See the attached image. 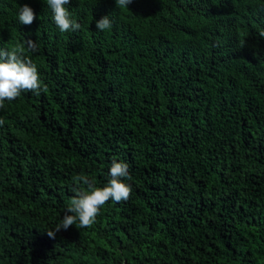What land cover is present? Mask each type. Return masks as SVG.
I'll return each instance as SVG.
<instances>
[{"label":"trees","instance_id":"1","mask_svg":"<svg viewBox=\"0 0 264 264\" xmlns=\"http://www.w3.org/2000/svg\"><path fill=\"white\" fill-rule=\"evenodd\" d=\"M35 1L47 91L0 109V264H264V0H72L68 33ZM113 160L130 199L50 238Z\"/></svg>","mask_w":264,"mask_h":264},{"label":"clouds","instance_id":"2","mask_svg":"<svg viewBox=\"0 0 264 264\" xmlns=\"http://www.w3.org/2000/svg\"><path fill=\"white\" fill-rule=\"evenodd\" d=\"M31 1L16 0L15 4L0 0V10L2 11L20 6L17 18L21 24L20 26L13 25L15 27L14 36L5 35L2 38V48H0V109L4 107L6 101L11 103L19 98L22 93L32 92L39 95L42 91H47L40 79L37 65L25 54V48L19 46L28 34L37 33L33 28V23L37 17L34 9L30 7L32 6ZM37 1L39 0L35 2ZM45 2L52 10L54 23L61 33L75 32L81 28V25L72 18L69 11L72 0H45ZM131 3L133 0H116L117 7L120 9L128 8ZM226 8H230V4ZM209 21L198 17L195 30L202 28L207 33H213ZM112 26L113 23L109 16H104L96 21V28L99 31H108ZM261 35L264 36V33ZM26 45L28 52L38 53L37 41L28 39ZM3 124L4 120L0 119V126ZM109 175L110 179L103 187L95 186L94 182L85 175L74 177L78 184L82 182L83 185L87 186V189L76 190V195L70 200L61 223L57 225L54 231L47 232L50 238L54 239L55 234L61 229L67 230L73 225L82 229L92 228L97 217L101 214L102 208L109 201L120 203L130 199L132 187L123 182L125 179H131L128 165L113 160Z\"/></svg>","mask_w":264,"mask_h":264}]
</instances>
